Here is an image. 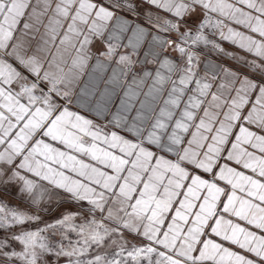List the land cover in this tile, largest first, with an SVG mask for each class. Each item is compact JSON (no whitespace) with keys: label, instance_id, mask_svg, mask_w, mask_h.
<instances>
[{"label":"snow or ice","instance_id":"1","mask_svg":"<svg viewBox=\"0 0 264 264\" xmlns=\"http://www.w3.org/2000/svg\"><path fill=\"white\" fill-rule=\"evenodd\" d=\"M0 264H264V0H0Z\"/></svg>","mask_w":264,"mask_h":264}]
</instances>
